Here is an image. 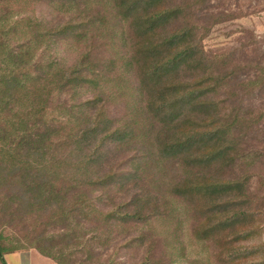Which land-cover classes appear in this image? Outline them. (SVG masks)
Wrapping results in <instances>:
<instances>
[{
  "label": "trees",
  "instance_id": "16d2710c",
  "mask_svg": "<svg viewBox=\"0 0 264 264\" xmlns=\"http://www.w3.org/2000/svg\"><path fill=\"white\" fill-rule=\"evenodd\" d=\"M202 2L0 0V208L36 214L27 246L57 264H130L122 249L264 264L247 244L264 233V108L248 97L264 58L204 48ZM6 240L0 264L26 246Z\"/></svg>",
  "mask_w": 264,
  "mask_h": 264
},
{
  "label": "rangeland",
  "instance_id": "374dc122",
  "mask_svg": "<svg viewBox=\"0 0 264 264\" xmlns=\"http://www.w3.org/2000/svg\"><path fill=\"white\" fill-rule=\"evenodd\" d=\"M6 1V0H1ZM201 1V0H200ZM41 7H37L39 10ZM195 17L200 16L201 21L198 23L202 33H205L203 39V46L212 53L224 52L231 54L235 53L237 57L247 59V57L256 56L257 58H264V0H203L197 6V10L192 13ZM264 62V61H263ZM65 94H62L64 96ZM249 101L253 106H263L264 108V90L249 94ZM125 111L124 101L115 100L107 107V113L113 116H121ZM108 150L114 151L113 147ZM109 152V151H108ZM116 158H122L129 155V151L117 150L115 151ZM133 152V151H131ZM114 153V152H113ZM126 154V155H125ZM124 168L130 167V164L124 163ZM132 169V168H129ZM135 175V174H134ZM131 176V175H130ZM129 175L122 176V179L129 178ZM133 182H137L134 179ZM9 190L10 188L6 187ZM9 193H2L0 201ZM1 204V203H0ZM1 209V208H0ZM3 210L0 212V232H2L8 240L4 241L6 244H25L26 246L21 250L12 252L17 253L15 256H9L10 264H57L51 258L40 254L35 248L27 246L24 242L25 236L31 230L35 232L40 228H33L34 220L37 217L35 213H31L25 217L23 223H19L18 219L15 221H8L9 218L4 216ZM260 222L264 223V213H259L256 216ZM58 227H49L47 232L54 234ZM88 235V234H87ZM257 236V235H256ZM248 240L241 241L246 244ZM59 243V240L57 241ZM247 244H263L262 254L264 256V233L251 239ZM60 245V246H61ZM58 247V246H57ZM199 245L190 247L191 250L198 248ZM11 253V254H12ZM197 250L193 251L196 254ZM82 254V255H80ZM142 252L136 250L125 251L120 250L116 254L117 258L120 256L123 260L134 264L141 258ZM259 254H261L259 252ZM86 254L77 253L71 256V262L74 264L76 260L85 259ZM103 256V252H102ZM181 264H202L200 260L195 259L194 256H188ZM88 259V258H87ZM76 264V263H75Z\"/></svg>",
  "mask_w": 264,
  "mask_h": 264
},
{
  "label": "crops",
  "instance_id": "0c3cea01",
  "mask_svg": "<svg viewBox=\"0 0 264 264\" xmlns=\"http://www.w3.org/2000/svg\"><path fill=\"white\" fill-rule=\"evenodd\" d=\"M16 254H17V253H15V254H13V253H12V254H11V253L5 254V255H4V258H5V260H6V263H7V264H10V263H9L10 260H9L8 257H9V256H13V255L15 256ZM15 257H16V256H15Z\"/></svg>",
  "mask_w": 264,
  "mask_h": 264
}]
</instances>
